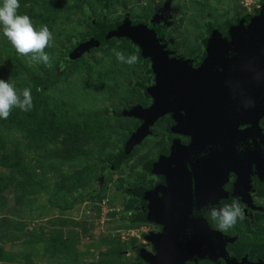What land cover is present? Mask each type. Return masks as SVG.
<instances>
[{
  "label": "rangeland",
  "instance_id": "374dc122",
  "mask_svg": "<svg viewBox=\"0 0 264 264\" xmlns=\"http://www.w3.org/2000/svg\"><path fill=\"white\" fill-rule=\"evenodd\" d=\"M264 0H20V14L35 26L46 24L54 41L45 49L47 66L17 53L0 34V79L18 90L30 88L33 108L12 110L0 120V264H142L133 248H145L147 225L133 223V200L124 188L152 187L150 165L166 153L169 118L157 122L120 167L113 165L124 144L141 128L132 109L148 108L143 86L149 65H127L116 52L135 54L126 42L112 41L69 63L74 46L93 39L95 24L150 25L168 10L161 38L186 60L202 55L212 29L225 31L255 16ZM210 28V29H209ZM78 56V55H77ZM264 160L260 161L263 165ZM254 204L263 213L221 232L237 239L231 256L264 257V188Z\"/></svg>",
  "mask_w": 264,
  "mask_h": 264
},
{
  "label": "water",
  "instance_id": "95a60500",
  "mask_svg": "<svg viewBox=\"0 0 264 264\" xmlns=\"http://www.w3.org/2000/svg\"><path fill=\"white\" fill-rule=\"evenodd\" d=\"M119 35L141 48L157 76V86L151 91L154 105L129 114L141 122L130 144H140L155 122L169 114L177 132L191 139L188 147L177 145L170 158L153 167V174L163 177L165 184L155 198L147 196V219L164 229L158 238L162 252L155 258L143 253V261L251 264L229 258L226 248L234 239L212 231L204 215L228 198L222 188L230 173L238 178L235 196L251 210L259 211L249 196L252 171L248 165L259 156L253 144L264 119V5L248 25L232 30L230 41L216 35L199 70L192 69L189 62L170 60L173 53L166 50V42L144 25L126 22ZM99 46L92 39L73 54L78 59ZM249 101L252 103L246 106ZM244 126L249 130L240 132Z\"/></svg>",
  "mask_w": 264,
  "mask_h": 264
},
{
  "label": "flooded vegetation",
  "instance_id": "af4514ba",
  "mask_svg": "<svg viewBox=\"0 0 264 264\" xmlns=\"http://www.w3.org/2000/svg\"><path fill=\"white\" fill-rule=\"evenodd\" d=\"M169 13H170V11H168L166 9L163 10V11H159V13H157L159 15H157V18H156L157 21L156 22L154 20V22H151L150 25H145V24H142V25L146 26L147 28H149L151 30H154L156 32V34H157V37L159 39L164 40L166 42L165 38L164 37L161 38L160 37L161 35L157 33L156 28L158 27V29H162V28L165 29V25L164 24L166 22V18H170V15H168ZM259 13H260V10L257 12V14L255 16H251V21H252L253 18L257 17L259 15ZM250 22L237 24V26H231V28L227 27V28H225V31H223V30H222V32H218L217 31L218 33H215L212 37H211V35H209L210 32H211V30H209V32L207 33V37L205 39V41L208 39V42H207L206 45H205V42L202 45V50H203L202 55L197 57L195 60H186L184 58H181V57L177 56V52L174 51L171 48V46H170V44L168 42H166V44H167V49L166 50L173 53V55L169 56V59L170 60H180L181 62H189L192 65V69L199 70V69H201L203 67V65L205 64V62H206V60L208 58V50H209L210 42H211L212 39H214L216 37V35H220L224 40L230 41L231 40L230 39L231 32H232V30L234 28L248 25ZM155 25H157V27ZM212 30H214V29H212ZM149 64H150L151 70L153 72L152 62L149 61ZM153 74H154V72H153ZM151 78H153V79L151 80L150 87H149L150 96L147 97L145 95L150 100L149 107L145 108V109H143L141 107H137V108H134V109H139L140 108V109H143V110H147V109L151 108L154 105L155 100L151 96V91L153 89H155V87L157 86V76L154 74V75H152ZM165 118H169L170 121L173 124L172 127L169 129V133L171 134L172 129H176V123H175V121L173 119V116L171 114L166 115V116L158 119L155 122V124H157V122H159V121L164 120ZM135 120H137V119H135ZM137 121H139V120H137ZM154 125L151 128H153ZM259 126H260V133H259V135H257V142H255L253 144V148H256V152L258 153L259 156H257V160L254 159V160L250 161L249 162L250 165H248V166L251 167V171H252V175H251V178H250L251 190H250V195L249 196H250L252 205L259 211L251 210L245 203H243V201L241 199H239V198H237L235 196V187H236L238 178L233 173H230L229 178H228V182L222 188V190L225 193L228 194V198L226 200H224V201H220L218 206H212V207H217L218 208V207H221L223 205L229 204L232 201V199H238L240 201L243 209H244L245 219H247V220H251V216L252 215L263 213L262 208L258 207L257 205H255L254 204V199H253L255 194H256V192H257V189L258 188H262V189L264 188V167L260 171L259 167H258V165L256 163L257 161H261V158H263V160H264V119L260 121V125ZM248 130H249L248 126H244V127H241L239 129L240 132H247ZM150 137L151 138L155 137V134L153 132H150V135L147 136L146 138H150ZM169 139L170 140H169V142L166 145V148H167L166 151L167 152L166 153L163 152L161 155L159 154L157 161L150 165L149 173H147L148 181L152 183V187L150 189H147V188H138V189L128 188V189L133 190V191H139L140 190L139 191V195L140 196L143 195V201H141V207H140L141 208V215L146 216V217L148 216V210H147L148 201L146 199L147 196L151 194L150 195L151 197L149 199L153 198L154 194H157L158 190L162 189L161 187H163L164 184H165V179L163 177L153 174V167L156 164H158L160 161L170 158L175 153V149H176L177 145H179L181 147H188L190 145V143H191V139L189 137L183 136V135H181L179 133H177L176 135H172L171 134L169 136ZM122 194H123V196H125V198L127 200H133L135 202V204H136L135 207L138 205V202L134 198L133 199L127 198L123 190H122ZM157 196H160V195L158 194ZM212 207H210L208 209L207 213L204 215V219L207 221V224L209 225V227L211 228L212 231L218 232V231H216V230H214L212 228L210 222L206 219V216L208 215V213L210 212V209ZM246 208L251 210V212H254V214L248 213V210ZM132 213L135 214L134 218H136L138 216V214L134 213L133 211H132ZM137 224L147 225L150 228H153L152 231L148 234V236H144L145 237V243H146L147 247H145L144 249L143 248H133L131 250L132 253L136 254V258L142 264H146L143 261L142 257H141V255L143 253L147 254L148 256L150 255V257H152V258H155V257L158 256L159 253L162 252V247H161V244H159L158 238L163 234L164 229H163L162 226H160L159 224H155V223H148V222L144 223V222H141V223H137ZM219 233H221V232H219ZM223 235L226 236V237H229V236H227L225 234H223ZM231 239H234V241H233L232 244H228L227 248L229 246H233L236 243V241H237V239H235V238H231ZM227 248H226V250H227ZM229 255H230V253H229ZM229 258L231 260H237L239 262H242L243 260H246L247 262H249L251 264L264 262V257L263 258L257 257V258H254L253 260H250V258L248 256L243 257V258H237L235 256H231L230 255Z\"/></svg>",
  "mask_w": 264,
  "mask_h": 264
},
{
  "label": "clouds",
  "instance_id": "9594fccd",
  "mask_svg": "<svg viewBox=\"0 0 264 264\" xmlns=\"http://www.w3.org/2000/svg\"><path fill=\"white\" fill-rule=\"evenodd\" d=\"M19 8L20 0H0V34L7 38L20 55L28 56L34 63L49 65L51 57L45 49L55 39L53 32L46 24L35 26L29 15L19 13ZM115 55L119 62L129 66L135 65L139 60L136 54L116 52ZM251 103L249 101L246 106ZM14 108L23 112L31 111V89L26 87L18 90L9 79H0V120H7ZM210 216L219 231L227 232L245 218V213L240 201L232 199L229 204L212 207Z\"/></svg>",
  "mask_w": 264,
  "mask_h": 264
},
{
  "label": "trees",
  "instance_id": "16d2710c",
  "mask_svg": "<svg viewBox=\"0 0 264 264\" xmlns=\"http://www.w3.org/2000/svg\"><path fill=\"white\" fill-rule=\"evenodd\" d=\"M262 4L264 5V2H262ZM262 5V6H263ZM251 21V17H245L244 20H241L239 23L242 24V23H245V22H250ZM126 22H130L128 20L127 17H125V20L119 24V25H109L104 19L101 20L100 22H98L97 24H95V29H96V33L95 35L93 36V39L96 40L100 46L102 47H107L110 45V43L112 41H115V42H118V43H121V42H126V44L130 47H132L135 51V54L139 57V60L137 62V64H141V63H147L149 65V70H148V76L149 77H152L153 72L151 70V67H150V64H149V59L145 58L143 56V53H142V50L141 48L137 47L136 45H134L132 42H130L129 40L125 39V38H122L120 35H119V31H120V28L126 23ZM133 26H139V25H142L140 23H131ZM228 28H231V26H227ZM163 32L165 33V29L162 28ZM210 29V28H209ZM222 32V30H219V29H214V30H211L210 34L211 37L215 34V33H218V32ZM162 37L165 38L164 34L162 35ZM208 42V39L205 41V45L207 44ZM81 46V45H80ZM80 46H74L75 49H74V52L76 53L78 51V48ZM77 60V55L76 54H72L71 57L69 58V63L70 62H74ZM153 79V78H152ZM150 86H147V87H144L143 86V92L145 93V95L147 97L150 96V89H149ZM129 113H125L124 115L122 114L120 117H125V118H132L129 114ZM178 132L176 129H172L171 131V134L172 135H176ZM135 135V134H134ZM144 141V140H143ZM142 141V142H143ZM142 142L138 145H132L130 144V140L127 141L124 146H123V149H122V152H120L116 159L114 160L113 162V165L118 168L120 167L124 162L128 161L130 158H131V154L133 152V150L135 148H138L142 145ZM256 162V161H255ZM257 163V162H256ZM258 167H259V170L261 171L264 167V163L263 165H261L260 163H257ZM157 171L159 172H162V168L161 167H158L157 168ZM125 195L127 198L129 199H135L137 202H138V205L133 209V212L138 214V216L136 218H134L133 220V223H141V222H144V223H150L147 219L146 216H143L141 215V201H143V195L140 196L139 195V191H133V190H130L128 188H124L123 189ZM248 210V213H251V214H254V212H251V210H249L248 208H246ZM228 252V250H227ZM228 255H229V252H228ZM230 256V255H229Z\"/></svg>",
  "mask_w": 264,
  "mask_h": 264
},
{
  "label": "bare ground",
  "instance_id": "6f19581e",
  "mask_svg": "<svg viewBox=\"0 0 264 264\" xmlns=\"http://www.w3.org/2000/svg\"><path fill=\"white\" fill-rule=\"evenodd\" d=\"M257 160V159H256ZM263 160V158H261V161ZM264 162V161H263ZM257 163H260L261 164V162L260 161H257ZM163 170V169H162ZM241 175H244V177H246V174L244 173V172H242L241 173Z\"/></svg>",
  "mask_w": 264,
  "mask_h": 264
}]
</instances>
